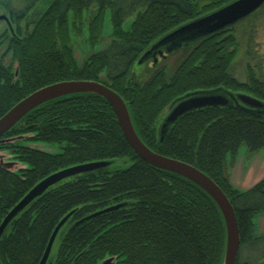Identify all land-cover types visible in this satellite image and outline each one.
Returning a JSON list of instances; mask_svg holds the SVG:
<instances>
[{
    "label": "trees",
    "instance_id": "trees-1",
    "mask_svg": "<svg viewBox=\"0 0 264 264\" xmlns=\"http://www.w3.org/2000/svg\"><path fill=\"white\" fill-rule=\"evenodd\" d=\"M40 1L0 0L11 26L0 36V116L54 82L103 83L123 98L138 136L150 149L195 166L225 193L240 237L235 264H264V233L258 234L253 222L264 212V179L241 191L230 184L225 170L227 155L234 156L241 145L251 152L264 148V107L245 106L236 97L246 93L264 104V77L250 69L246 81L231 75L235 26L181 47L185 51L174 68L152 63L145 79L134 69L161 36L232 0L200 8L192 0H49L30 29V22L22 26ZM107 8L111 39L79 62L71 30L77 35L93 9L86 40L99 42ZM131 15L135 19L124 30ZM213 90L233 97L225 106L186 112L159 141L160 122L172 102ZM32 143L60 149L49 152ZM0 151L24 164L18 170L0 164V223L45 177L79 164L107 162L55 183L15 216L0 237L1 264H38L54 228L68 213L50 264H99L106 257H115L114 264H222L225 225L215 202L191 181L136 155L103 98L72 94L34 108L0 136ZM116 205L121 206L106 210Z\"/></svg>",
    "mask_w": 264,
    "mask_h": 264
},
{
    "label": "water",
    "instance_id": "water-1",
    "mask_svg": "<svg viewBox=\"0 0 264 264\" xmlns=\"http://www.w3.org/2000/svg\"><path fill=\"white\" fill-rule=\"evenodd\" d=\"M263 5L264 0H233L219 9L192 19L161 36L139 57L137 62L138 64H141L150 58H153L154 62H156L157 54L162 55L163 52L170 53L179 49L181 46L197 42L208 35L234 25L253 14ZM0 20L7 21L10 26L9 19L6 15H1ZM79 93L94 94L109 103L126 141L135 154L143 161L157 169L178 175L191 181L210 196L219 208L225 225V248L222 264H235L236 256L239 250L240 237L233 206L225 193L208 175L195 166L174 157L162 155L150 149L138 136L123 98L103 83L95 80H62L34 90L16 102L8 111L0 116V136L10 130L22 117L34 108L48 101ZM229 97H233V94L230 92L219 93L213 90L209 92H193L184 95L182 98H178V100L170 104V106L166 109L167 111L165 110V115L160 122L158 131L159 141L163 139V136L169 126L181 115L191 110L206 106H225L229 102ZM236 97L245 106L251 108L264 107V104L261 101L249 94L238 93ZM0 164L7 165L2 162H0ZM106 164L107 162L103 161L79 164L53 173L39 181L6 214L0 223V237L9 222L32 200L40 196L49 187L62 179L75 174L96 170ZM262 179H264V177L259 181ZM120 206L121 205L112 206L106 210H112ZM69 216L70 213L64 216L54 228L38 264H50L48 259L56 236ZM114 261L115 257H106L99 264H114Z\"/></svg>",
    "mask_w": 264,
    "mask_h": 264
},
{
    "label": "rangeland",
    "instance_id": "rangeland-1",
    "mask_svg": "<svg viewBox=\"0 0 264 264\" xmlns=\"http://www.w3.org/2000/svg\"><path fill=\"white\" fill-rule=\"evenodd\" d=\"M192 1L194 2V5L196 7L200 8L209 2H218L220 0ZM48 3L49 0H42L38 2L36 7L29 13L27 21L25 20L24 23L22 22V26L30 22L26 25L30 29L31 22H33L40 15L43 10V7L48 5ZM92 11L93 9H91L90 11L88 10V13L85 14L86 22L87 19H90ZM256 12L257 13L254 12L255 14L253 13V17H248L249 19L245 22H243V19L234 25L226 27L230 28L232 26H235L233 29V34L236 36L237 39V51L231 65L230 73L232 76H234L240 81H246L249 69L255 74H262L264 77V6H262ZM1 15L6 14L3 9L0 8V16ZM134 19L135 15H131L130 17H128L124 21L122 28L124 30H127ZM86 22H84L82 28L78 29V31L80 30V32H77V35H75L72 32L73 30H71L70 43H72V46L74 48V56L79 62H82L92 51H98L103 48L111 39L112 25L110 21L109 8H107L104 13L101 29V39L94 45H90L86 40L89 34ZM5 30L11 31L9 23L5 20H0V36L5 32ZM76 30L77 29L74 28V31ZM3 48L4 46H0V53L4 52ZM183 51L185 50H182L180 47L178 50L169 53L167 55V59H163L158 56L159 60L157 62H159V64L165 63L169 66V68H174L178 63L181 54H183ZM8 61L9 57L7 56L5 58V62L7 63ZM152 63V59L150 58L141 64H138L137 62L134 65L135 71L140 74V79H145L148 77L150 71L152 70L150 68ZM15 66L16 64H14V67ZM20 137L21 136H17L14 138L18 139ZM8 140H13V137L9 138ZM31 146H35L49 152H57L60 149L58 145L52 143H32ZM0 162L6 163L8 166H4L9 167L11 170H18L24 165L19 161L11 159L9 153L4 151H0ZM226 164L227 165L225 170L230 184L238 188L239 190H247L252 187L257 181L264 177V148H260L256 151L251 152L245 145H241L234 156L231 154L227 155ZM253 222L256 232H264V212L256 214L253 217ZM57 244L58 242L55 243L52 254L55 253Z\"/></svg>",
    "mask_w": 264,
    "mask_h": 264
},
{
    "label": "flooded vegetation",
    "instance_id": "flooded-vegetation-1",
    "mask_svg": "<svg viewBox=\"0 0 264 264\" xmlns=\"http://www.w3.org/2000/svg\"><path fill=\"white\" fill-rule=\"evenodd\" d=\"M158 55V54H157ZM167 54L165 53V52H163V54L162 55H158V56H166ZM258 233V232H257ZM262 233H264V232H261V233H258V234H262Z\"/></svg>",
    "mask_w": 264,
    "mask_h": 264
}]
</instances>
